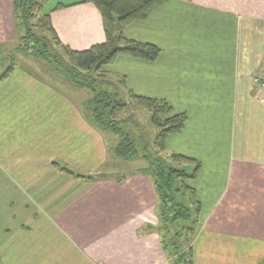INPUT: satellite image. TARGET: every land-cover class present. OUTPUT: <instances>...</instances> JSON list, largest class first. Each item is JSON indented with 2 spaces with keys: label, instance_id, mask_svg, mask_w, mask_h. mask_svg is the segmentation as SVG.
<instances>
[{
  "label": "crops",
  "instance_id": "obj_1",
  "mask_svg": "<svg viewBox=\"0 0 264 264\" xmlns=\"http://www.w3.org/2000/svg\"><path fill=\"white\" fill-rule=\"evenodd\" d=\"M12 8L0 0V44L15 39ZM46 14L74 51L104 41L90 3L59 0ZM123 34L160 55H120L102 71L123 78L125 96L186 115L164 154L199 162L189 185L198 202L212 199L193 249L212 222V248L223 245L225 224L236 227L229 238L242 254L264 259V103L251 84L264 67V0H165ZM34 74L14 69L0 79V264H166L145 161L113 156L114 140L85 112L90 96L75 99L82 90ZM108 163L120 171H103Z\"/></svg>",
  "mask_w": 264,
  "mask_h": 264
},
{
  "label": "trees",
  "instance_id": "obj_2",
  "mask_svg": "<svg viewBox=\"0 0 264 264\" xmlns=\"http://www.w3.org/2000/svg\"><path fill=\"white\" fill-rule=\"evenodd\" d=\"M46 1L13 0L14 24L22 30L21 50L43 62L62 85L90 93L85 112L99 132L114 138L111 150L116 159L145 161L142 171L150 179L158 202V235L166 264H193V243L200 229L197 216L201 207L189 183L197 179L200 163L182 155L164 154L166 139L183 129L186 115L174 113L164 100L136 96L130 90L126 96L130 101L123 100L120 98L126 89L123 78L114 81L102 71L120 55L146 61L158 58V47L130 40L123 31L128 24L144 20L152 7L165 0H83L99 12L105 36L102 43L83 51H74L60 42L50 15L43 12ZM7 75L4 73L0 79ZM133 106L145 108L158 130L153 151L124 127L120 116ZM185 163L194 165L191 173L183 169ZM64 171L72 174L68 169ZM85 178L93 180L89 176Z\"/></svg>",
  "mask_w": 264,
  "mask_h": 264
},
{
  "label": "rangeland",
  "instance_id": "obj_3",
  "mask_svg": "<svg viewBox=\"0 0 264 264\" xmlns=\"http://www.w3.org/2000/svg\"><path fill=\"white\" fill-rule=\"evenodd\" d=\"M58 2L59 0H48L44 2L43 12H48L50 8L57 6ZM14 27V41L4 42L0 44V47H2L3 49L0 52V76L6 72L7 74H9L14 69H21L33 75H35L34 73H36L40 77L45 78L50 82H54L55 84L58 83V85H60L61 83L53 77L52 73L49 71V69L47 68V66H45L43 62L29 57L24 51L21 50V47H23L20 41L22 30L20 27H18V25L16 26L14 24ZM5 49L12 52L7 53ZM11 67L12 70H9ZM80 96L81 98L86 99L91 95L86 90H82L81 92H79L78 95H74L75 99H79ZM120 98L127 102L130 101L129 97L124 96L123 92ZM120 118L124 121V127L129 133L138 137L142 143L147 144L152 151L154 150L153 142L158 130L152 124L150 120V114L145 108L133 106L129 111L120 116ZM108 136L110 137H108L109 141L114 140L111 135ZM141 164L142 161L138 160L133 164H127L128 166H124L122 169L125 170L126 167V171H130L135 168H138V165ZM182 166L186 173H191L194 167L192 163H185ZM120 167L121 166H114L113 163H108L104 167L103 171H111L113 170V168L119 169L116 171H120ZM199 200V202H202L203 204V209H200V212L197 216V220L200 224V228L203 229L209 215L212 212L209 206V202H211L212 199H209V197H205L204 195H200ZM190 210L194 214L193 206H190ZM211 225L212 227H214L212 222L207 225L203 235L201 236V238L196 243L193 249L194 264H258V262L259 264H264L263 257L242 254L244 250H238L237 247L233 245V242L230 240L229 235L237 231L236 227L227 228L225 224L224 227L218 226V229L224 230L223 245L219 244L217 247L212 248L213 242L207 240L208 235L211 233Z\"/></svg>",
  "mask_w": 264,
  "mask_h": 264
},
{
  "label": "built area",
  "instance_id": "obj_4",
  "mask_svg": "<svg viewBox=\"0 0 264 264\" xmlns=\"http://www.w3.org/2000/svg\"><path fill=\"white\" fill-rule=\"evenodd\" d=\"M251 84L257 92V98L264 103V67L252 74Z\"/></svg>",
  "mask_w": 264,
  "mask_h": 264
}]
</instances>
